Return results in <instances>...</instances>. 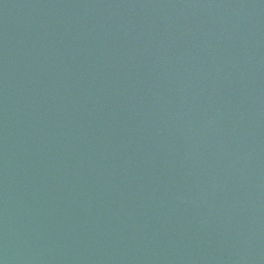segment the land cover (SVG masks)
I'll list each match as a JSON object with an SVG mask.
<instances>
[{
  "label": "water",
  "instance_id": "1",
  "mask_svg": "<svg viewBox=\"0 0 264 264\" xmlns=\"http://www.w3.org/2000/svg\"><path fill=\"white\" fill-rule=\"evenodd\" d=\"M0 264H264V0H0Z\"/></svg>",
  "mask_w": 264,
  "mask_h": 264
}]
</instances>
